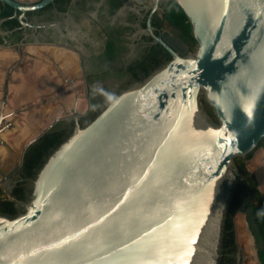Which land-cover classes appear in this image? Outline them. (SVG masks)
<instances>
[{
	"label": "water",
	"instance_id": "95a60500",
	"mask_svg": "<svg viewBox=\"0 0 264 264\" xmlns=\"http://www.w3.org/2000/svg\"><path fill=\"white\" fill-rule=\"evenodd\" d=\"M151 1L153 12L160 2L183 11L194 52L183 55L157 39L171 60L116 90L86 124L79 82L62 86L54 77L11 88L23 114L12 129L0 114L5 198L18 166L11 169L30 145L61 119L73 129L26 180L27 198L15 203L19 213L0 212V264H218L240 184L235 158L254 153L245 166L264 198V0ZM0 2L14 17L20 12L26 27L27 12L54 0ZM10 53L0 50L3 68ZM69 62L59 61L58 71L73 79L78 72ZM235 223L244 263L254 264L245 214Z\"/></svg>",
	"mask_w": 264,
	"mask_h": 264
},
{
	"label": "flooded vegetation",
	"instance_id": "af4514ba",
	"mask_svg": "<svg viewBox=\"0 0 264 264\" xmlns=\"http://www.w3.org/2000/svg\"><path fill=\"white\" fill-rule=\"evenodd\" d=\"M18 1L36 5L43 0ZM171 3L160 2L153 12L151 0H54L42 9L27 12L24 19L27 26L23 27L18 19L21 13L14 17L13 11L5 16L7 5L0 2V50L13 55L9 65L3 68L0 64V114H4L6 125L12 129L16 116L23 114L17 93L11 90L23 81L43 84L54 82L55 77L62 86L81 83L88 104L81 113L82 123H86L116 90L143 81L171 60V54L157 39L183 55L193 53L195 47L190 49L165 24ZM43 48L47 49L46 54L36 57L35 50ZM56 50L61 52L55 53ZM25 53L33 57H25ZM70 60L78 73L73 79L63 78L58 71L59 61L70 64ZM42 70L47 72H43L46 73L43 79ZM58 122L71 123L67 119ZM7 151L12 154L14 148L9 145ZM24 156L11 169L18 166L9 177L12 194L8 200L14 202V212L0 206L1 213L18 214L15 203L27 198L26 180L33 176L24 170ZM238 214H243L242 207L228 215L232 228L224 232L218 264H245L235 223Z\"/></svg>",
	"mask_w": 264,
	"mask_h": 264
},
{
	"label": "trees",
	"instance_id": "16d2710c",
	"mask_svg": "<svg viewBox=\"0 0 264 264\" xmlns=\"http://www.w3.org/2000/svg\"><path fill=\"white\" fill-rule=\"evenodd\" d=\"M12 13L13 9L5 6L4 15L9 16ZM165 16L166 26L176 31V34L186 45L190 46V49L193 47L196 48L197 43L192 36L191 25L183 11L172 2L168 7ZM202 105L209 118L216 123L217 120L215 115L212 109L205 103L204 99H202ZM98 112L99 111L91 114L89 120H91ZM86 123H82V125ZM72 129V123H55L51 129L46 131L39 139L31 144L24 156L25 172L34 176L52 151L71 134ZM259 147H262V144H260ZM253 154L254 153L249 154L246 159H234L236 168L240 174V184L230 204L225 221L224 232L225 230L232 228V224L228 219L230 211H236L239 207H242L243 214H245L248 224V229L254 239L258 262L259 264H264V200L257 188V180L255 176L250 174L245 166V161L251 160ZM0 194H3L1 189ZM0 206H2L7 212H14V202L8 199L0 200Z\"/></svg>",
	"mask_w": 264,
	"mask_h": 264
},
{
	"label": "rangeland",
	"instance_id": "374dc122",
	"mask_svg": "<svg viewBox=\"0 0 264 264\" xmlns=\"http://www.w3.org/2000/svg\"><path fill=\"white\" fill-rule=\"evenodd\" d=\"M257 180V179H256ZM257 188H258V183H257ZM259 190V189H258ZM8 198H5L2 194H0V200H6ZM264 200V198H263ZM246 227L248 228V224H247V221H246ZM249 234H250V241H251V248H252V255H253V262L254 264H259L258 262V258H257V252H256V248H255V244H254V239L249 231Z\"/></svg>",
	"mask_w": 264,
	"mask_h": 264
}]
</instances>
